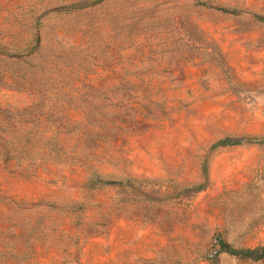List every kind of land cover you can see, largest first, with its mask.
Segmentation results:
<instances>
[{
    "label": "rangeland",
    "instance_id": "1",
    "mask_svg": "<svg viewBox=\"0 0 264 264\" xmlns=\"http://www.w3.org/2000/svg\"><path fill=\"white\" fill-rule=\"evenodd\" d=\"M0 264H264V0H0Z\"/></svg>",
    "mask_w": 264,
    "mask_h": 264
},
{
    "label": "trees",
    "instance_id": "2",
    "mask_svg": "<svg viewBox=\"0 0 264 264\" xmlns=\"http://www.w3.org/2000/svg\"><path fill=\"white\" fill-rule=\"evenodd\" d=\"M229 142H230L229 140L223 141V143H229ZM256 251L257 250H255V249H248V250L241 251V252H239V251H232V252L235 254H244V255L249 256V255H252L253 253H255Z\"/></svg>",
    "mask_w": 264,
    "mask_h": 264
}]
</instances>
